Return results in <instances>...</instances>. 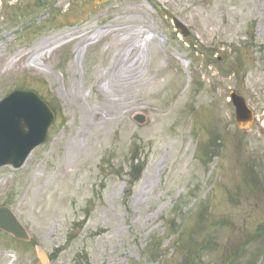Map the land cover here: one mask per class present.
Wrapping results in <instances>:
<instances>
[{
    "label": "rangeland",
    "instance_id": "1",
    "mask_svg": "<svg viewBox=\"0 0 264 264\" xmlns=\"http://www.w3.org/2000/svg\"><path fill=\"white\" fill-rule=\"evenodd\" d=\"M14 89L57 116L0 170L31 236L0 232V264H264V0H0V100Z\"/></svg>",
    "mask_w": 264,
    "mask_h": 264
},
{
    "label": "water",
    "instance_id": "2",
    "mask_svg": "<svg viewBox=\"0 0 264 264\" xmlns=\"http://www.w3.org/2000/svg\"><path fill=\"white\" fill-rule=\"evenodd\" d=\"M231 100L236 109L238 128L248 130L253 123V113L245 98L232 93ZM53 120L47 106L33 93L14 92L4 99L0 103V168L6 165L21 168L30 152L45 141ZM134 120L140 125L147 123L140 115ZM0 230L17 240L29 241L25 229L8 208H0ZM40 259L46 263L42 256Z\"/></svg>",
    "mask_w": 264,
    "mask_h": 264
}]
</instances>
